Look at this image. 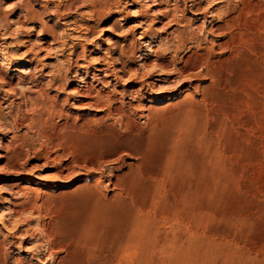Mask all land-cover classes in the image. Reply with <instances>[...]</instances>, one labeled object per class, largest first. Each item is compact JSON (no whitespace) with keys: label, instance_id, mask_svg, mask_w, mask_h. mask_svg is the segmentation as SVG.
Returning <instances> with one entry per match:
<instances>
[{"label":"rangeland","instance_id":"obj_1","mask_svg":"<svg viewBox=\"0 0 264 264\" xmlns=\"http://www.w3.org/2000/svg\"><path fill=\"white\" fill-rule=\"evenodd\" d=\"M1 155L0 264H264V0H0Z\"/></svg>","mask_w":264,"mask_h":264},{"label":"bare ground","instance_id":"obj_2","mask_svg":"<svg viewBox=\"0 0 264 264\" xmlns=\"http://www.w3.org/2000/svg\"><path fill=\"white\" fill-rule=\"evenodd\" d=\"M51 44H52V43H51ZM49 46H50V45H49ZM49 46H48V47H47V46H44V47H42V49H44V50H50V47H49ZM51 49H52V48H51ZM30 53H31V52H30ZM9 65H10V66H9V67H10L9 69H11V67H12V62H10ZM13 66H14V64H13ZM19 67H20V66H19ZM7 68H8V67H7ZM20 69H22V68H20ZM20 69H19V70H20ZM13 70H14V69H13ZM16 70H17V69H16ZM23 70H24V69H23ZM23 70H22V71H23ZM17 71H18V70H17ZM19 72H21V71H19ZM2 75H3V74H2ZM4 76H5V75H4ZM11 82H12V79H10L8 83H6V84L8 85V88H9V90H8V91L10 92L9 95H11V94H15V93H16L15 89H13V87H12L13 85H12ZM17 84H18V86H20V87H22V88H23V86L25 85L24 80H20V81H18ZM29 90H30V89H29ZM6 92H7V91H6ZM30 100H31V99H30ZM4 157H5V156H4ZM4 157L1 155V156H0V161L3 160ZM5 158L8 159L7 156H6ZM7 163H8V162H7ZM14 164H15V163H14ZM21 190H22V189H21ZM23 190H24V189H23ZM24 210H25V209H24ZM32 210H33V209H32ZM13 214H14V213H13ZM41 263H42V262H41Z\"/></svg>","mask_w":264,"mask_h":264}]
</instances>
